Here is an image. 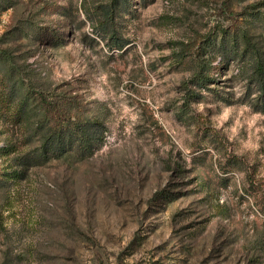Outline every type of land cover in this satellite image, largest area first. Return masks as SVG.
Listing matches in <instances>:
<instances>
[{
	"label": "rangeland",
	"instance_id": "obj_1",
	"mask_svg": "<svg viewBox=\"0 0 264 264\" xmlns=\"http://www.w3.org/2000/svg\"><path fill=\"white\" fill-rule=\"evenodd\" d=\"M124 2L0 0V264H264V0Z\"/></svg>",
	"mask_w": 264,
	"mask_h": 264
},
{
	"label": "trees",
	"instance_id": "obj_2",
	"mask_svg": "<svg viewBox=\"0 0 264 264\" xmlns=\"http://www.w3.org/2000/svg\"><path fill=\"white\" fill-rule=\"evenodd\" d=\"M117 1V0H115ZM124 1V0H123ZM131 0H125V6H128ZM116 9L110 8L107 11L106 16H110L113 18L115 15ZM101 33H105L106 30L103 29ZM118 43L116 42V46ZM199 80V79H198ZM12 99H17L14 96H11L7 92L0 91V113L4 116L5 123L10 124L11 126H24L26 116L23 115L20 104L13 102ZM51 124H56V128H60V130H54L50 133L43 142V146L41 151L36 155H28L27 157L18 158L16 160L20 161L18 167L29 166V165H37L40 161H45L48 158H58L57 156H61L66 153H71V151L75 148L77 152L81 154V156L91 155L94 152V144H92V140L89 134L84 133V125L78 124L76 129H72L73 124L68 121L67 125H64V120H52ZM49 122V120L47 121ZM72 125V126H70ZM96 144V143H95ZM15 152V149H10ZM15 160V161H16ZM7 173H3L0 170V192L5 188L7 183Z\"/></svg>",
	"mask_w": 264,
	"mask_h": 264
}]
</instances>
